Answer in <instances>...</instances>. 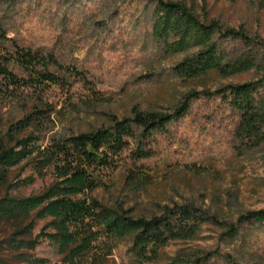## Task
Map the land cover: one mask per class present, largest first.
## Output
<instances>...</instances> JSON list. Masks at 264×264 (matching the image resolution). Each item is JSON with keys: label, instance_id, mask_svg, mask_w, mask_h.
Returning a JSON list of instances; mask_svg holds the SVG:
<instances>
[{"label": "rangeland", "instance_id": "374dc122", "mask_svg": "<svg viewBox=\"0 0 264 264\" xmlns=\"http://www.w3.org/2000/svg\"><path fill=\"white\" fill-rule=\"evenodd\" d=\"M164 1L186 6L204 25L245 35L214 37L229 74L190 79L179 72L178 65L200 49L173 52L175 39L154 33L160 0H0V31L6 35L0 54L16 55L17 47L36 52L60 80L44 88L51 115L30 131L41 145L138 113L172 115L188 104L184 117L155 136L152 157L135 161L125 152L110 181L93 196L135 218L160 216L167 207H194L202 218L198 231L171 242L151 263L137 261L131 240L123 239L106 264H264V226L239 221L264 210V144L240 138L239 115L216 94L258 77L254 68L233 71V65L237 60L264 62V0ZM9 70L28 79L19 66L11 64ZM22 92L15 95L0 76L1 134L31 111L30 91ZM140 168L150 174L148 181L135 174ZM32 173L24 162L12 170L10 183ZM53 181L49 171L11 195L39 194ZM47 221H40L35 233ZM13 232L12 226L0 224V264H69L47 242L35 250H15L5 242Z\"/></svg>", "mask_w": 264, "mask_h": 264}, {"label": "trees", "instance_id": "16d2710c", "mask_svg": "<svg viewBox=\"0 0 264 264\" xmlns=\"http://www.w3.org/2000/svg\"><path fill=\"white\" fill-rule=\"evenodd\" d=\"M154 33L175 40L173 52H185L193 47L200 52L178 65L188 78L210 73L229 74L218 51L216 35L221 38L247 39L243 33L223 31L217 24L204 25L186 6L160 0ZM6 35L0 31V40ZM0 76L16 91L30 98L31 111L0 133V224H8L14 232L8 243L15 250H35L44 242L54 247L71 264H106L108 256L123 239L132 242L131 251L137 261L151 263L173 241L191 238L198 231L201 216L194 207H167L160 216L135 218L123 209L110 208L93 196L110 181L125 152L142 161L153 156L152 144L157 134L164 132L176 118L184 117L188 104L174 114H136L133 118L116 120L109 127L63 137L45 145L30 132L51 115L45 99L46 87L57 86L59 79L47 70L48 61L38 53L20 51L16 55L0 54ZM14 64L28 72L21 80L9 70ZM42 65V66H41ZM41 66V69L38 68ZM229 67H231L229 65ZM233 71L256 69L258 77L242 84H230L217 90L240 118L241 139L248 137L252 145L264 144V62H240ZM191 97L195 94H190ZM47 114V115H46ZM29 163L33 173L16 184L10 183L14 168ZM51 171L53 183L42 193L30 196L11 195L44 179ZM141 181H148L145 169H136ZM48 220L35 233L40 221ZM241 223L264 226V210L241 216ZM235 236L236 232H232ZM42 262V261H41Z\"/></svg>", "mask_w": 264, "mask_h": 264}]
</instances>
